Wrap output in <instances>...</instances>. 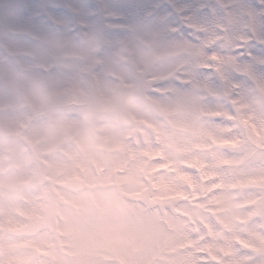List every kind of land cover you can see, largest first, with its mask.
I'll return each instance as SVG.
<instances>
[{
    "label": "clouds",
    "instance_id": "9594fccd",
    "mask_svg": "<svg viewBox=\"0 0 264 264\" xmlns=\"http://www.w3.org/2000/svg\"><path fill=\"white\" fill-rule=\"evenodd\" d=\"M0 264H264V0H0Z\"/></svg>",
    "mask_w": 264,
    "mask_h": 264
}]
</instances>
